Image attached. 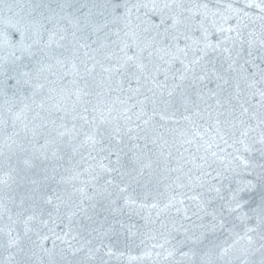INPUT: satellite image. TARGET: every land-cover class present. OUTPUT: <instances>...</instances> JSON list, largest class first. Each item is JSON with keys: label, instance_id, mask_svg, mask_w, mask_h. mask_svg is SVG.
<instances>
[{"label": "snow or ice", "instance_id": "snow-or-ice-1", "mask_svg": "<svg viewBox=\"0 0 264 264\" xmlns=\"http://www.w3.org/2000/svg\"><path fill=\"white\" fill-rule=\"evenodd\" d=\"M23 7L24 27L14 25L20 39L4 33L13 50L0 56V158L8 166L0 184L10 187L49 152L56 160L70 153V161L83 160V151L92 161L104 155L59 180L55 166L26 176L31 187L20 211L7 217L8 247L24 251L11 226L20 224L29 251L40 250L39 264H108L105 257L117 253L106 241L143 235L118 218L134 214L163 239L154 248L170 245L166 264H264V0L248 4L260 11L255 19L203 0H30ZM146 8L159 23L142 26L138 13ZM256 20L258 30L249 27ZM182 121L186 130L176 127ZM178 131L203 154L181 153L172 167ZM13 157L23 169L12 167ZM85 173L84 187L73 184L78 200L60 195L59 185ZM133 183L142 191L130 192ZM44 206L57 214L68 208L70 222L82 214L91 239L70 229L56 236L66 249L57 252L55 241L45 247L49 236L34 227L47 225ZM9 211L0 198V212Z\"/></svg>", "mask_w": 264, "mask_h": 264}, {"label": "water", "instance_id": "water-1", "mask_svg": "<svg viewBox=\"0 0 264 264\" xmlns=\"http://www.w3.org/2000/svg\"><path fill=\"white\" fill-rule=\"evenodd\" d=\"M30 0H2L0 2V56H5L9 51H12L13 49L9 46V44L4 39V33H9L12 35L13 43L18 41L20 39L19 33L16 32L15 26H18L20 28L24 27V20L27 16V9L23 6L28 4ZM74 2L82 3L87 2V0H74ZM127 2L131 5L133 3H150V0H127ZM203 2L209 3L210 6L219 5L220 10H224V6L231 4L233 8L240 9L242 12H247L249 16H251L253 19L258 17L260 15V11L257 8L254 7H248V4L252 2V0H203ZM256 2H259V0H256ZM5 5H11V11ZM145 13H148V15H145ZM141 17V20L144 22L142 26H148L151 23H159L158 17L155 16L154 13H152L150 8L141 9V11L138 13ZM247 20V18H246ZM259 20H256L255 24H249L250 28H257L259 26ZM31 41L28 40L26 43H30ZM259 62V61H258ZM68 80L71 79V76L67 78ZM67 82V81H66ZM117 95V93H112V96L114 97ZM73 99L75 97L73 96ZM203 123V121H201ZM171 126V123H170ZM180 130H186L184 122H181V125L176 126ZM11 130V129H9ZM170 141L172 140L171 136H167ZM188 139H191V133H188L187 136ZM182 138L179 135V131L175 133V144L176 146L172 148L173 153V159L170 161V164L172 167L176 166V161L180 159V154L182 153L184 157H190V154L195 155H201L203 154V150L201 152L197 153L196 151V144H184L182 143ZM40 143H43V139L41 138ZM39 147V145H37ZM185 149H188V151H185ZM28 155H31L29 153ZM93 155H97L96 153H93ZM104 154H100L97 156L96 161H92L88 159V153L87 151H83V157L82 160L79 155L75 157V159L71 160L69 159L70 153L67 155H64V159L62 160H56L51 157V153L49 152V159L45 161H36V163L39 165V168L33 169L32 172H28L25 174L24 172H21L20 175H16L13 173V175H16V182L12 183L10 182V187H5L3 184H0V198H3L5 202L8 204V208L10 211L8 213L0 212V264H23L25 261H31V264H39L40 259V250L39 248H34L35 254H33V251H29V248H32L30 240L27 237H24L23 233V225L20 224H12L11 226L15 229L13 232V235H16L19 233L20 239H21V245L20 247L24 249V251H19L16 247H8V236L6 235L7 232V226L11 224V222L8 220V215H12L13 219H15V213L17 211H20V209L17 207L20 201V197L22 195H25L27 193V190L31 187L29 184L28 179L26 176H33L36 172H39L43 168H48L51 170L53 166L56 167L57 173L59 175L57 176V180L60 179V176H71L74 174L73 169L76 171H79L81 173L84 172V169L88 168L89 164L96 165L100 159L101 156ZM113 160H115V156L112 157ZM127 159V158H125ZM182 162V161H181ZM12 167H15L17 169H23L24 165L22 163V159L20 161L17 160L16 157H13V159L9 162ZM105 164L108 163L107 160L104 161ZM78 165V166H77ZM8 170L7 163L3 160V158H0V178H3L4 172ZM99 171V169H97ZM112 175H116L113 173ZM147 176V174H146ZM145 176V178H146ZM23 177V178H22ZM119 177H117L118 179ZM89 176L87 173L84 175H81L78 179H75L72 181V183L68 184H61L58 186V191L60 195L67 198L69 193L74 194L72 196L73 200H78L79 194L75 193V189L73 188V184H75L76 187H84L85 185L81 184V181L88 180ZM245 179L244 174L242 173L240 176L235 177L233 180V185H235V182L238 180ZM104 180L101 179L99 181V184H103ZM144 183V178L141 179L140 185ZM165 184L168 183V181L164 182ZM228 183L227 181L225 182ZM140 185H137L133 183L132 187L129 189L130 192L135 190V192L142 191ZM150 187H152L150 185ZM53 188L56 189L57 185L53 183ZM164 184H161L159 186V191L163 192ZM87 191L91 194L93 189L91 187H87ZM153 193L155 194V189H153ZM225 195H227V192H225ZM9 197H14L15 202H12ZM161 199H164V197H161ZM106 203V201H105ZM27 206V205H26ZM87 206V203H86ZM99 207V205H98ZM45 211L43 214L42 219L47 221V225L39 223V221L34 222V227L42 234L49 236V240L44 242V246L47 248L53 247V241H55L56 244V251L59 252L60 249H66L67 245L63 243L61 240H57L56 236H64L66 232H69L71 229L72 235H77L78 239L83 241L86 237L91 239V237H88V232L86 230L87 226L90 225L91 222H89L85 217H83L82 214H79L75 217L71 218V222L69 221L68 212L69 209L65 207H61V211L59 214H57L51 206H44ZM49 212H51V218L49 217ZM147 213H145L146 215ZM104 215H108L107 213H103L99 217V219H103ZM119 219H123L126 224L135 225L136 228H139L140 232L143 234L141 236L135 237V242H126L125 236L121 235L118 239H112L111 241H106V243H111L113 245V251L117 253L116 256L113 257H105V259L108 261V264H166V261L164 260V255H166V249L170 247V245H165L164 249H161L159 247L154 248L153 245L164 243L163 239L155 233V231L149 232V228L144 227L145 221L141 219L140 216L132 215L130 218L127 214L118 217ZM164 217H161L163 219ZM113 218L109 216V220H112ZM95 226V225H92ZM158 227V224L155 226H152V228ZM136 228L133 229V231L136 230ZM95 235V234H93ZM155 235L156 238L152 239L151 236ZM32 240H37V237L35 233L30 234ZM71 238L70 236L68 237ZM177 239H183L182 236H178ZM73 244H76V241H72ZM173 244H176V240L172 241ZM187 249H185L186 251ZM160 252L163 253L161 256H157L156 253ZM120 253H123V255H120ZM82 255V254H81ZM9 256H12L13 259L9 261ZM132 257H135V259H131ZM79 258V257H77ZM179 259V257H177Z\"/></svg>", "mask_w": 264, "mask_h": 264}]
</instances>
